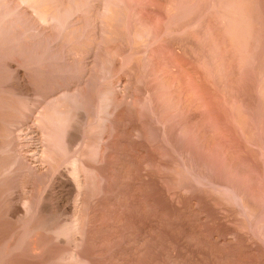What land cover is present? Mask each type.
Returning a JSON list of instances; mask_svg holds the SVG:
<instances>
[{
	"label": "rangeland",
	"instance_id": "rangeland-1",
	"mask_svg": "<svg viewBox=\"0 0 264 264\" xmlns=\"http://www.w3.org/2000/svg\"><path fill=\"white\" fill-rule=\"evenodd\" d=\"M0 264H264V0H0Z\"/></svg>",
	"mask_w": 264,
	"mask_h": 264
}]
</instances>
